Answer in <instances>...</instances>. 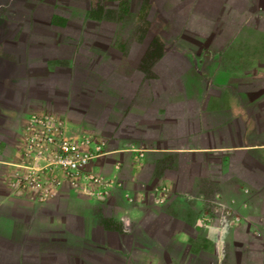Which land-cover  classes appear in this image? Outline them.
Listing matches in <instances>:
<instances>
[{
  "label": "crops",
  "instance_id": "0c3cea01",
  "mask_svg": "<svg viewBox=\"0 0 264 264\" xmlns=\"http://www.w3.org/2000/svg\"><path fill=\"white\" fill-rule=\"evenodd\" d=\"M113 1L0 0V264H264L262 0H141L166 44L150 75ZM36 115L95 133L114 183L32 186Z\"/></svg>",
  "mask_w": 264,
  "mask_h": 264
},
{
  "label": "built area",
  "instance_id": "2783aa9c",
  "mask_svg": "<svg viewBox=\"0 0 264 264\" xmlns=\"http://www.w3.org/2000/svg\"><path fill=\"white\" fill-rule=\"evenodd\" d=\"M29 130L26 148L31 158L28 179L32 186H38L39 180L36 176L43 171L49 172L50 178L45 179L57 185L62 184L61 176H65L78 186H81L80 182L84 183L82 187L89 191L94 184L109 188L114 183L89 168L91 163L105 152V142L95 133L70 135L66 133L62 121L38 115L33 116ZM43 187L40 197H47L53 193L50 187L45 185ZM155 201L163 204L167 198L162 195L156 197Z\"/></svg>",
  "mask_w": 264,
  "mask_h": 264
},
{
  "label": "rangeland",
  "instance_id": "374dc122",
  "mask_svg": "<svg viewBox=\"0 0 264 264\" xmlns=\"http://www.w3.org/2000/svg\"><path fill=\"white\" fill-rule=\"evenodd\" d=\"M144 1H148V0H144ZM140 3H141V0H115L112 2V5H110L109 8L121 20L120 33L122 34V41H124L125 44L129 43L130 42L129 39L130 38L133 39L132 37L135 36L146 47L152 41V38L154 37V35L157 34V28H156L157 24L155 22L153 23V20L149 18V14L151 13V9H149L145 11L146 13L145 15L148 21H151L152 23L150 22V24L148 25L147 31L142 30L144 26H147V23H144L143 26H140V24H138L137 22L138 18H137L136 13L139 10ZM261 4H262V10L260 14L261 16H263L264 15V0H262ZM262 22L261 24H263ZM146 75H148V73H146ZM116 201L123 202L121 198L117 199ZM155 202L153 200H149L148 207L155 208V205L158 204ZM216 204L217 202L210 199V200H206V204L202 207V206L196 205V202L193 199L187 200V206L191 207L196 214L202 211L203 208L212 210V207H214V205ZM163 205H165V203H163L162 206ZM226 218L223 216L221 218V221L224 222Z\"/></svg>",
  "mask_w": 264,
  "mask_h": 264
},
{
  "label": "trees",
  "instance_id": "16d2710c",
  "mask_svg": "<svg viewBox=\"0 0 264 264\" xmlns=\"http://www.w3.org/2000/svg\"><path fill=\"white\" fill-rule=\"evenodd\" d=\"M147 26H144L142 30L147 31L148 25L150 24V21H147ZM165 42L162 39V37L159 34H155L152 38V41L145 47L142 55L140 56L139 61V68L144 70L148 74H152V67L156 63V61L163 55L165 50ZM106 224L109 225V227H116L119 229L120 226L117 224H114L112 220H110L107 223V220H105Z\"/></svg>",
  "mask_w": 264,
  "mask_h": 264
}]
</instances>
